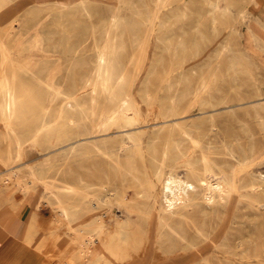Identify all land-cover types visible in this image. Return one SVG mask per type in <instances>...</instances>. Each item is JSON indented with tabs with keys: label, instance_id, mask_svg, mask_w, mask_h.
Here are the masks:
<instances>
[{
	"label": "rangeland",
	"instance_id": "obj_1",
	"mask_svg": "<svg viewBox=\"0 0 264 264\" xmlns=\"http://www.w3.org/2000/svg\"><path fill=\"white\" fill-rule=\"evenodd\" d=\"M95 1L97 5L95 6L94 4L89 7L90 17H86L77 7L79 0H55L41 3L35 0H11L12 10H19L17 19L21 25L29 16L32 8L40 11V15L35 20L37 25L34 30L22 38L25 42L34 40L38 48L34 51L35 56L33 59L21 63L26 64L33 70L44 62L47 66L45 70L47 75L65 77L71 62H86L89 65L76 68L73 73L75 77L83 73L90 74L94 63L93 59L90 58L94 53L92 50L91 30L94 27L98 29L99 26L97 36H99L98 43L101 44L104 33L99 20L108 18L110 16L109 8L115 5V0ZM206 1L214 0H187L188 13L182 23L180 22L181 25L179 24V28H182L179 29L181 44L178 53L168 39L166 42L163 41V43L160 41L151 44L150 54H152L153 47L151 62H138L139 58H136L135 62H118L119 72L124 79L121 93L126 94L130 86L135 84L134 101L136 108L141 112L143 111V127L140 129L134 127L128 130L113 128L97 139L105 138L103 145L101 144L100 147L110 155L118 154L120 156L118 160L125 165L128 156L124 152H119L118 138L127 132L134 133L139 130L142 150L141 154H135L133 156L134 160H132L136 177L127 173L120 175L119 170L110 157L99 156L96 153H92L93 155L91 154V156L80 155L79 152L62 154L61 151L66 148L77 145L80 142L92 140L73 138L76 127H72L66 132L70 134L69 136L56 140L50 147L41 143L31 144L28 152H22L18 160L10 161L6 167H3L0 162V200L2 202L20 203L26 196H32L34 192L37 194L39 202V208L37 209L45 214H47L46 211L49 209L50 215H54L59 204L50 191L43 187V183L53 187H64L65 184H73V178L75 177L76 180H81V182L78 180L76 182V186L80 188L70 195L60 197L61 204L70 209L68 210L69 217L79 218L81 221L87 216V213L95 212L101 215L106 212L108 205L111 211L117 214L118 209L116 207L122 199H125L128 204L133 201H148L146 194L150 193L152 188H150L148 181L149 173L147 174L145 171L146 169L151 170L154 165L157 166L161 163L162 152L168 144L171 154H176L177 150H180L181 153L189 155V157L175 156L179 157V164L185 163L187 158L191 161L197 160L200 157V153L203 152L218 174H223L225 171L235 167L239 168V165H241L244 188L241 190L242 196L233 194L230 199V205H225L218 191L214 202L212 201L213 204L210 202L207 205V201L202 196L203 185L198 176L200 172L197 171L200 169V163L194 165L196 168L194 172L197 175L192 173L188 176L186 169H179V167L175 170L177 174L175 171H168L165 179L172 182L170 184L172 188L166 189L167 192L174 194L176 198L173 211L178 216H174L173 219L174 221L179 219V238H165L164 236L156 238L159 244L153 245L151 255H149L144 264H156L163 258L175 255L179 256V264H247L244 260L241 261L238 256L233 255V252L239 251V248L235 249V246H237L240 239L244 241L242 247L248 248L249 252H253L254 248L264 252V207L258 205L259 203L264 205V0H255L254 5L252 0H226L231 5L234 4V6L249 4L251 12L256 16H260L259 24L262 26H254L255 36L259 39L257 44L245 45L246 36L244 33L241 35V39H232L228 46V51L229 56H232L231 58L234 57L235 61L232 59L227 64L219 62L221 50L220 52L217 50L224 48L227 38L232 36L228 33V28L225 25L226 22L232 20L225 21V18L217 17L212 23L208 16L201 15L199 5L201 3L204 4ZM226 1L217 0L220 11L224 9ZM132 3L135 5L131 7L134 8L135 6L136 9L143 12L142 16L145 15V18L150 17L149 10L152 4L150 0H133ZM30 4L31 6H27ZM56 7H60L59 10L61 11H56ZM170 7L168 6L167 8ZM234 8H231L233 12ZM11 12L9 11L8 13ZM125 13L128 14L127 12ZM131 20L134 22L136 19L131 18L126 20V22ZM136 24L133 33H136L138 29ZM19 31L23 33L20 27L19 30L14 29L12 34H17ZM4 32L5 28H0V34L2 35ZM166 34L170 36L178 35L177 32L169 33L168 30L164 29L162 37ZM62 38L63 42L61 44H64L65 41L66 44L70 40L69 44L76 46L74 47L77 48L76 52L84 58L77 60L71 55H63L65 52L56 46L59 45ZM126 45V50L130 53L131 49L128 42H126ZM138 54V49H136L135 56ZM178 55L179 57L183 56L184 62H176ZM154 67L155 69H153ZM234 78L235 81H233ZM87 89H90V87ZM200 92L202 100L194 102L195 94ZM165 95L174 98L176 104L178 103L180 111H178V116L172 117L170 112H167V118L161 117L158 115L159 104L157 102L148 108L146 107L145 103L148 99L151 100L155 96L161 98L162 96L165 97ZM210 98L213 99L211 100ZM142 101L145 102L143 103ZM44 103L45 106L43 105ZM215 103H217V106ZM91 108V111L89 110L91 114L86 121L89 126L97 125L100 118L108 115V109L104 108L101 103ZM228 110L231 112L230 114L227 112ZM55 111L56 106L51 105L50 114H47L48 107L46 102L40 101L36 105L35 111L27 115L25 120H19L16 126L19 132L27 134L28 123L33 117L46 118L49 115H54ZM209 114L211 116H208ZM201 117L204 118L202 119ZM211 120L212 122H210ZM176 123H179L181 129L187 131L189 135L191 134L190 139L180 135V128L178 129L176 126L171 130L172 140L168 139L169 129L171 125ZM260 124L261 126H259ZM155 129L157 132H155ZM2 135L3 129L0 127V160H6L8 156L14 158V144L3 139ZM250 138L252 140H249ZM151 140L152 142H150ZM172 144H179L178 149L174 148ZM250 145L251 147H249ZM231 152L235 154L233 155ZM48 156L50 157L49 160L44 163L45 158ZM64 158L66 159L64 160ZM175 164L176 162L173 161V158L168 160V165ZM12 171L17 173L16 178L10 176ZM32 172L41 181H37L33 177ZM133 180L135 181L133 182ZM87 184H92V188L89 189L84 186ZM251 185L255 186L252 190L250 188ZM167 186L170 187L169 185ZM55 190L53 189V191ZM192 190H194V194H191L193 193ZM245 193L247 194L243 195ZM107 195L108 198L105 197ZM139 196L142 197L139 198ZM101 198L107 203H100L99 199ZM90 200H92L91 203ZM141 209H143V206H141ZM180 215H182V218H179ZM110 222L114 224L116 221L112 218ZM91 229L94 230V227H91ZM198 231L199 233L202 231L203 234L201 233L199 236ZM83 236V234H79L76 238L82 239ZM181 236H184L183 239ZM204 247L205 250L202 252V256L200 254H197V256L196 253H199V250ZM163 249H168V253L161 254L158 251H163ZM65 252L60 258L56 257L54 253H50L49 257L46 256V260L52 264H68V259L73 256L74 258L77 257L78 264H85L92 259L91 255L87 259H83V257L80 259L76 252L74 254H71V252L65 254ZM207 253H209V256H206ZM125 261L128 262L129 259L125 258L119 262L114 259L111 263L105 259V261L102 260L101 262L102 264H123ZM250 262V264H256L254 260Z\"/></svg>",
	"mask_w": 264,
	"mask_h": 264
},
{
	"label": "bare ground",
	"instance_id": "obj_2",
	"mask_svg": "<svg viewBox=\"0 0 264 264\" xmlns=\"http://www.w3.org/2000/svg\"><path fill=\"white\" fill-rule=\"evenodd\" d=\"M132 1L133 0H115V5L109 8L110 16L106 19L101 18L99 20L103 27L101 28L102 32L104 33L101 44L98 43L99 36H97L99 26L98 29L94 27L91 30L93 42L92 50L94 53L92 56L90 55V58L93 59L94 63H91L92 67L90 74L83 73L75 77L73 70L76 68H81L83 67V65H89V63L71 62L69 68L67 69V75L65 77H55L53 75L50 76L46 74L45 70L47 66L44 62L41 66L33 70H31L26 64L21 63L28 62V60L33 59L35 56L34 51L38 48L36 47L37 43L34 40H31L30 42H25L22 38L26 34H29L32 30H34L35 26L37 25V21L35 20L40 15V11L34 10L32 8L29 12V16L23 21L21 25L20 21L17 19V13L19 12V10H12L11 0H0V28H5V32L2 35L0 34V127L3 129V139L8 140L9 143L12 142L15 146L14 158H10L8 156L6 160H0L3 167L9 165L10 161L13 162L15 160H18L22 152H28L30 150L31 144L41 143L46 144L50 147L51 144L56 140H60L64 136H69L70 134L66 132L72 129V127H76L73 138H87L92 140H88L87 142H80L79 144L76 143L77 145L62 150V154H71L72 152H79L80 155L91 156L92 153H96L99 156L110 157L111 161L115 163L117 169L119 170L120 175L127 173L129 175H132L133 177H136L134 174L135 167L132 165V160H134L133 156L135 154H141L142 150V141L139 130H136L137 132L134 133L127 132L125 135H121L118 138L119 152H124L128 156L125 165L120 160H118L120 158L118 154L110 155L108 152H104L103 149L100 147L101 144L103 145L105 138L97 139L98 137L105 135L106 132H109L113 128H117L119 130H128L134 127H137L138 129L143 127V111L141 112L139 109L136 108L134 101L135 84L130 86L126 94L121 93L124 79L119 72L118 62H135L136 58H139L138 62H151L153 55V47L152 54H150L151 44H155L160 41L163 43V41L166 42L168 39L170 40V43L174 45L175 51L178 53L181 44V41L179 40V29L182 28H179V24L181 25L182 21L188 13V10L186 6L187 0H150V2H152L149 10L150 17L145 18V15H141L143 12H141L139 9H136L135 6L134 8L131 7L135 5L132 3ZM254 2L255 0H252L253 5ZM94 4L95 6L97 5L95 0H79L77 7L83 12V15H85L86 17H90V12L88 11V9ZM27 6H31V4ZM168 6L171 7L167 8ZM231 6L235 7L234 12L231 10ZM59 8L60 7H56L55 10L61 11L59 10ZM199 9L202 13L201 15L208 16L212 23H214L217 17L225 18V21L229 19L232 20L230 22L225 23L226 28H228V33L232 36L227 38L224 44V48H220L217 50L219 52L221 50L219 62L227 64V62H230V60L234 59V57L231 58L232 56H229L228 46L230 45L232 39H241V35L243 33L246 36L244 43L245 45L257 44V42L259 41V39H257L255 36L254 26H261L259 24L260 16H256L251 12V10L249 9V4L234 6V4L231 5L230 2L226 1L224 9L220 11L219 6L217 4V0H214L206 1L204 2V4L201 3L199 5ZM9 11L12 12L8 13ZM125 12H127L128 14H126ZM131 18H135L136 20L134 22H132V20L127 21V23L126 20H130ZM135 24L138 26V29L136 33H133V30H135L136 28ZM20 27L23 33L19 31V33L17 34H12L14 29L19 30ZM164 29L168 30L169 33L177 32L178 35L170 36L169 34H166L162 37ZM69 41L70 40H68L66 44V41L64 42V44H61V42H63L62 38L59 45L56 46L59 49H62L63 52H65V54L62 52L63 55H71L74 58H77V60L83 59L84 57L76 52L77 48H74L76 46H73V44H69ZM126 42H128L129 47L131 49L130 53H128L126 50ZM136 49H138L139 52L137 56H135ZM176 62H184L183 56L179 57L178 55ZM153 69H155V67ZM233 81H235V78ZM88 87H90V89H87ZM187 91L190 92L189 90ZM183 92L185 91L183 90ZM200 94L201 92L195 94L194 102L202 100ZM40 101L46 102V106L48 107L47 114H50L49 109L51 105L56 106L55 114L49 115L46 118H39L36 116L33 117V119L28 123L29 129L27 134H22L21 132H19L16 123L19 120H25L27 115L32 114L35 111L36 105ZM155 102L159 104L158 115H160L161 117L167 118V112H170V116L172 117H176L179 115V105L178 103L176 104L174 98L167 97L166 95L165 97L162 96L161 98L159 96H155L151 98V100L148 99L145 105L148 108L152 106V104H154ZM100 103L104 108L108 109L107 117L100 118L97 125H87L86 121L88 119V116L91 114L89 110L92 109L91 107L98 106ZM215 104L217 106V103ZM43 105L45 106V103ZM227 112H229V110ZM230 113L231 112H229V114ZM208 116L211 115L209 114ZM206 120L207 119H205V121ZM210 122H212V120ZM239 124L241 125V123ZM175 126L178 129L180 128V135L188 137L190 139L191 134L189 135L187 131L181 129L179 123H176L174 125H171L169 129V140H172L171 130H173ZM259 126H261V124ZM159 129H161V127H159ZM155 132H157L156 129ZM249 140L252 139L250 138ZM150 142H152V140ZM178 145L179 144H174L173 146L174 148H177ZM249 147H251V145ZM177 155L189 157V155L181 153L180 150H177L176 154H171L170 147H168L167 144L161 155V163L157 166L154 165V168H152L151 170L146 169L145 172H147V174L149 173L148 181L150 184V188H152V191L146 194L148 201H133L132 203L128 204L125 199H122L118 202V206L116 207L118 209L117 214L111 211L109 205L106 208V212L101 215L95 212L91 213L90 220L94 221L96 224L94 226L93 233L97 235L96 239H98L99 244H101L98 246L99 248H101L102 253L107 258V261L112 262L114 259L120 261L124 260L125 258H128L130 262L128 261L127 264H144L146 263V260L148 259L153 249V245L159 244L156 238H158L159 236H164L165 238H179V219H177L176 221H174L173 219L174 216H178L176 212L173 211L175 207L176 198L174 194L167 192L166 189L172 188L170 186L172 182H170L169 180L167 181L165 179L166 173L168 171H175L179 167V169L185 168L186 174L188 176H190V174L192 173H194L195 175L196 172L194 171L196 170V168L194 167V165L200 163V169L197 171L200 172V174L198 173V176L203 185L202 196L204 200L207 201V205L210 202L213 204L217 191L218 193H220L225 205H230V199L233 197V194H240V196H242L241 190L244 188V185L242 183L243 181L241 174L243 173V170L241 169V165H239V168L235 167L230 169L229 171H225L223 174H218L214 170V167L208 162L203 152L200 153L199 159L191 161L189 158H187L185 160V163L183 162L182 164H179V157H175ZM49 156L45 158L44 163L49 160ZM171 158H173V161L176 162L175 165H168V160ZM65 159L66 158H64V160ZM16 175L17 173L15 171H12L10 176L12 178H16ZM33 175V177L37 181H41L37 178L35 173H33ZM73 179V184H65L64 187H53L46 183H43V187L50 191V193L53 195V198L60 205L58 207V210L55 211L56 218L66 226V232L68 233V235L76 237V233L73 227L70 226V221L68 220V209L64 207L60 202L61 196L70 195L75 190L80 188L79 186H76V182L78 179L76 180L75 177ZM78 181L81 182L80 179ZM134 181L135 180H133V182ZM167 185H169L170 187H168ZM84 186L90 189L93 185L87 184ZM254 187V185H251V190ZM53 189L56 190L53 191ZM192 191L193 193L191 194H194V190ZM246 194L247 193L243 195ZM105 197L108 198V195ZM141 197L142 196H139V198ZM91 202L92 200H90V203ZM99 202L104 204L107 203L102 198L99 199ZM258 205L264 207L262 203H259ZM141 206H143V209H141ZM112 218H114V220L116 221L114 222V224L110 222V219ZM179 218H182V215H180ZM201 233L203 234L202 231ZM201 233H199V236ZM204 235L206 236V234ZM183 237L181 236L182 239ZM57 238H60V236H57ZM95 240L91 241V244L88 246L89 249L92 247V244H95ZM192 241L194 242V240ZM51 244L52 242L50 244L45 243L44 247L47 248L48 245L51 247ZM243 244L244 241L240 239L237 246H235V249L239 248V251L233 252V255L238 256L241 261L244 260L245 262H247V264H250L251 260L256 261V264H264V252H261V250L257 248H254L253 252H249L248 248L242 247ZM110 246H115L116 253L106 252L108 250V247ZM64 247L65 245L61 247L59 246L54 250V252L58 254L64 250ZM77 247L78 249H81L83 247L80 241L78 242ZM204 250L205 247L199 250V253H196V255L200 254V256H202V252ZM158 251L161 252V254L168 253V249H163L164 252L162 250ZM207 255L209 256V253H207L206 256ZM67 263L73 264L70 260H68Z\"/></svg>",
	"mask_w": 264,
	"mask_h": 264
},
{
	"label": "crops",
	"instance_id": "obj_3",
	"mask_svg": "<svg viewBox=\"0 0 264 264\" xmlns=\"http://www.w3.org/2000/svg\"><path fill=\"white\" fill-rule=\"evenodd\" d=\"M35 1L41 3L55 0ZM23 200L20 203L2 202L0 200V264H52L46 260L49 254L54 253L56 257L60 258L63 256L64 251H66L65 254L67 252H71V254L76 252L80 259L82 257L87 259L91 255L92 259L85 264H100L102 260H107L98 246L101 244L96 239L97 235L91 229L96 224L90 220V213H87V216L81 221L79 218L69 217L70 226L73 227L76 237L79 234L84 235L82 239H77L72 235H68L66 226L56 219L55 212L54 215H50L49 209L46 211L47 214L37 209L39 208L37 194L33 192L32 196H26ZM59 206L56 207V210H58ZM13 211L16 213H10ZM56 235L60 236V238H57ZM92 240H95V244H92L89 249L88 246ZM79 241L83 246L81 249L77 247ZM51 242V247L49 245L47 248L44 247L45 243L50 244ZM64 245L62 252L58 254L54 252L56 248ZM106 252L116 253L115 246L108 247ZM76 258L72 256L68 260L73 264H78ZM107 262L111 263L110 261ZM167 263L179 264V256L163 258L156 262V264ZM123 264H127V261Z\"/></svg>",
	"mask_w": 264,
	"mask_h": 264
}]
</instances>
